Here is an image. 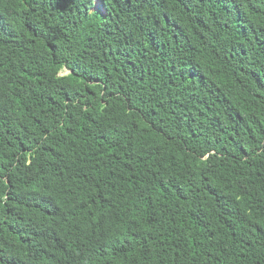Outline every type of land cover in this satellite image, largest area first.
Here are the masks:
<instances>
[{"label":"trees","instance_id":"trees-1","mask_svg":"<svg viewBox=\"0 0 264 264\" xmlns=\"http://www.w3.org/2000/svg\"><path fill=\"white\" fill-rule=\"evenodd\" d=\"M0 264H264V0H0Z\"/></svg>","mask_w":264,"mask_h":264},{"label":"rangeland","instance_id":"rangeland-1","mask_svg":"<svg viewBox=\"0 0 264 264\" xmlns=\"http://www.w3.org/2000/svg\"><path fill=\"white\" fill-rule=\"evenodd\" d=\"M68 72L67 71H63V74H67Z\"/></svg>","mask_w":264,"mask_h":264}]
</instances>
